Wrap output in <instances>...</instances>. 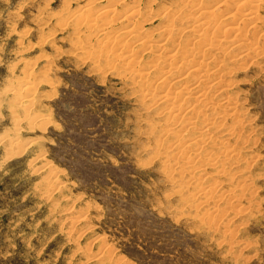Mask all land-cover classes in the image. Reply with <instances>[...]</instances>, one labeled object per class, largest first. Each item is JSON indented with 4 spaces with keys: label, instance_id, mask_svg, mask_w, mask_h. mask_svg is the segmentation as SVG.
<instances>
[{
    "label": "rangeland",
    "instance_id": "obj_1",
    "mask_svg": "<svg viewBox=\"0 0 264 264\" xmlns=\"http://www.w3.org/2000/svg\"><path fill=\"white\" fill-rule=\"evenodd\" d=\"M98 1L0 0V264H264V0L256 22H234V47L219 22L192 46L191 1ZM87 6L93 23L78 18ZM111 7L140 14L152 48L126 39L137 69L168 41L211 72L205 102L186 93L198 74L174 86L184 110L196 103L195 129L167 135L159 93L143 99L149 84L113 61L105 45L128 22L103 34Z\"/></svg>",
    "mask_w": 264,
    "mask_h": 264
},
{
    "label": "bare ground",
    "instance_id": "obj_2",
    "mask_svg": "<svg viewBox=\"0 0 264 264\" xmlns=\"http://www.w3.org/2000/svg\"><path fill=\"white\" fill-rule=\"evenodd\" d=\"M102 1V0H101ZM104 1V0H103ZM186 1V0H185ZM189 1H191V2H193L194 3V1H196V3L195 4H193V3H189ZM199 0H187L186 2H184V5H182V7H186V6H188V4H190L189 5V7L190 8H195L196 9V11L195 10H193L194 12H196L197 14H195L196 15V17L195 16H193V17H191V19H189V20H192V21H194L193 23H192V25H191V32L193 33V31H196L195 33H198V36H196V39L195 40H193V42H192V46L194 45V44H201V41H202V39H205V38H202V35H204V33H207V32H210L211 30H213V29H211V28H213V27H211V26H215L216 24H217V22H219V23H221L222 25L223 24H225L223 27L225 28L224 30L225 31H227L228 32V34L230 35L229 37H232V36H234V38L232 37V38H228L227 40V42H232V46L234 47V46H238V39H237V37L238 36H241V32H242V30H241V28H239L238 27V25L239 24H236V23H234L236 20H240V19H244V20H248V21H253L254 19H256V17L257 16H255L256 14H254V12L255 11H250L249 10V6H258V3H260V1L261 0H244V1H237V3H235L233 6H235V7H230L229 5L227 6L226 5V3H227V1L226 0H218V1H216V3L217 4H213V5H211L210 6V3H212V2H214V1H212V0H200L199 2H198ZM225 1H226V3H225ZM97 2V1H96ZM98 2H100V0L98 1ZM215 3V2H214ZM101 4V3H100ZM123 4V3H122ZM98 5V4H97ZM203 5H205V7L206 8H201L200 6H203ZM88 6H90V5H88ZM88 6L87 7H84L85 9L84 10H82L81 9V11L79 12V16H78V18H81L82 17V21H83V19H85L86 17L88 18V20H90L91 22L90 23H93V21L95 22V20L94 19H97V18H94L93 17V15H92V17L94 18H91L90 16H91V13H90V9H91V7H89L88 8ZM93 7V6H92ZM225 8V9H223V11H225V13L224 14H222V17L221 18H219L218 17V15H217V13L219 14V15H221L220 13L222 12H220L219 13V11L222 9V8ZM130 8H132V7H130ZM134 8V7H133ZM179 9V8H178ZM253 9V8H252ZM251 9V10H252ZM175 10V9H174ZM187 10V9H186ZM249 10V11H248ZM254 10H256V8L254 9ZM172 11V10H171ZM181 11V10H180ZM167 12V11H166ZM105 14H106V16L105 15H102V16H105V17H98V18H104V20H101V30L103 31V34L104 33H107L108 31H110V29H111V27H113L118 21H120L121 23H125V21H127L128 22V26H126L125 27V31L123 32V33H121L120 34V32L118 33H115L114 35H113V37H112V40L110 41V39H111V36H109L110 37V39L109 38H107L110 42L109 43H106V48L108 47V49H109V47H111V45L112 46H114L113 48L116 50H114L115 52H114V58L115 59H113V61L115 60V61H121L122 62V64L124 65V67H126L127 69H129V70H127V72L129 71V74H131L132 75V78L133 79H137L139 82H138V84H142V87L145 85L146 87H147V85L146 84H149L148 85V87H147V90H145L146 88H144V92H143V96H142V98L143 99H148V98H151V97H153L154 95H155V92L157 93H159V95H158V99L155 101L157 104L156 105H158V106H156L157 108H158V110L160 111V114H163V115H168V118L169 117H171L170 119H171V121L169 120V125L167 126V127H169V128H167V130H165V133H166V131H167V135H171V134H173V135H175V133H177V132H181V131H183L185 128H187V129H189V130H187L188 132L190 131V129L191 130H193V129H195V127H196V119H197V117H198V110L196 109L197 108V106H196V103H200V102H205V100L207 99V92H206V90H199V88H200V83H202L201 81L202 80H204L203 78L204 77H206V76H208L209 75V73H211L210 71L208 72V70H201V66H202V61L201 60H199L200 62L198 63L197 62V64H192V63H195V61H196V57L197 56H195V54L193 53L192 54V52L190 53V54H192V55H186L185 53L182 55V53H181V48H179V47H175L176 49H174V47H173V49L172 50H170V49H167V46H168V41H165V38H163V36H161L163 39H164V43H161V45H159V47H158V51H159V53H158V51L157 50H155L156 52H157V54L156 55H154L153 57H152V59L154 58V60L153 61H150V66H146L145 68L146 69H142V68H140V69H137L138 68V65H139V62H138V59L137 58H140L141 57V55L143 54H141V52H140V50H138L139 51V53H140V57H137L138 56V53H137V51L136 52H134L133 50H130V49H126V46H128L127 45V41H126V39H128V38H130V39H132V40H134L135 41V43H133V45L134 44H136L137 43V45H139V49H142L143 50V52L144 53H146V54H150V52H151V43H149V41H148V39H146V38H144V37H141V34H142V31L140 32L139 30H138V28H135L134 27V22H137V21H133V19H134V17L135 18H137L138 17V15H140L139 14V12H137V10H131L129 13H126L125 14V16L123 15V14H121L120 15V12H118L117 11V8L116 7H111V8H109L108 10H106V12H105ZM168 14H170V13H164V17H166L167 16V18L166 19H168ZM68 16H69V13L67 14ZM71 15V14H70ZM216 15H217V17H216ZM66 16V15H65ZM68 16H66L67 18L66 19H68ZM137 16V17H136ZM158 16V15H157ZM156 16V17H157ZM172 16V15H171ZM174 16V15H173ZM177 16H180V15H178L177 14ZM177 16H175L176 18H177ZM108 17V18H107ZM110 17V18H109ZM162 17V16H161ZM71 18V17H70ZM73 18V17H72ZM133 18V19H132ZM140 18V17H139ZM138 18V19H139ZM219 18V19H218ZM123 19V20H122ZM166 19H165V21H166ZM187 19V18H186ZM235 19V20H234ZM258 19V18H257ZM171 20V19H170ZM169 19H168V21H170ZM178 20V19H177ZM232 20H234V21H232ZM133 21V22H132ZM174 21V20H173ZM191 21V22H192ZM241 21V20H240ZM243 21V20H242ZM255 21V20H254ZM257 21V20H256ZM255 21V22H256ZM86 22H88L87 20H86ZM171 23H170V25H173L174 24V22H172V20L170 21ZM237 22V21H236ZM84 23V22H83ZM216 23V24H215ZM218 23V24H219ZM239 23V22H238ZM251 23H253V22H251ZM126 24V23H125ZM169 24V23H168ZM215 24V25H214ZM236 24V25H235ZM127 25V24H126ZM253 25V24H252ZM141 27L142 25L141 24H139L138 23V27ZM144 26V25H143ZM142 26V27H143ZM83 27V26H82ZM99 27V26H98ZM166 28H167V26H166ZM122 29V28H121ZM137 29V30H136ZM140 29H142V28H140ZM168 29V28H167ZM176 28L173 26V27H171L170 28V30H167V31H171V32H177V34H178V32H179V30H177V31H174ZM219 29V28H218ZM257 29V28H256ZM184 30V29H183ZM210 30V31H209ZM101 31V32H102ZM163 32V31H162ZM190 32V31H189ZM248 32V31H247ZM164 33V32H163ZM170 33V32H169ZM165 34V33H164ZM209 33H207V35H208ZM211 34V33H210ZM228 34H227V36H228ZM98 35V34H97ZM162 35V34H161ZM183 36H182V38L184 37V34H182ZM187 35V34H186ZM188 36H189V34H188ZM209 36V35H208ZM244 36V35H243ZM151 37V36H150ZM204 37H206L207 38V36L205 35ZM90 38V37H89ZM125 39V40H124ZM163 39H161V40H163ZM169 39H170V37H169ZM105 40H106V37H105ZM146 40H147V42H146ZM160 40V39H159ZM161 40H160V42H161ZM184 40V39H183ZM244 40V39H243ZM152 40L150 39V42H151ZM218 41H220V40H218ZM133 42V41H132ZM153 42H157V41H153ZM111 43V44H110ZM131 45H132V43H131ZM176 45V44H175ZM99 46V45H98ZM155 46H157V45H155ZM177 46V45H176ZM207 47L205 48V49H207V48H209L210 49V44H208V45H206ZM204 47H205V45L203 46V49H204ZM87 48V47H86ZM128 48H132L131 46L130 47H128ZM85 49V48H84ZM98 49H100V48H98ZM194 49V48H193ZM202 49V50H203ZM91 50V49H90ZM125 50V51H124ZM99 51V50H98ZM102 51V50H101ZM104 51V50H103ZM107 51H111L110 49L109 50H107ZM119 51V52H118ZM192 51V50H191ZM206 51V50H205ZM111 52H113V51H111ZM184 52V51H183ZM200 52V51H199ZM201 53H202V51H201ZM88 54V53H87ZM152 54V53H151ZM199 54V53H198ZM153 55V54H152ZM186 55V56H185ZM200 55V54H199ZM112 57L113 56H111V60H112ZM150 57V56H149ZM150 57V58H151ZM179 57V58H178ZM141 59V58H140ZM151 59V60H152ZM162 59L164 60V61H162ZM179 59V60H178ZM113 61H112V63H113ZM140 61V60H139ZM153 63V65H152V63ZM162 62H164V64L162 63ZM162 63V64H161ZM111 64V63H110ZM160 64H161V66L162 65H164L161 69H160ZM189 64H191V66L193 65V67L192 68H190L188 71H185L183 68H184V66L185 65H187V66H189ZM147 65V64H146ZM112 66V65H111ZM143 67H144V65H143ZM184 70V72L185 73H183L182 75H180L179 74V71H182V70ZM188 69V68H187ZM213 69V68H212ZM161 72H160V71ZM159 71V72H158ZM155 75L156 74V78H154V79H156L154 82L152 81L151 83L150 82H147V81H149V79L150 78H152L151 76L152 75ZM198 74V78H200L199 79V82L197 83V84H193L192 85V87H190V88H188L187 87V94H191V95H193V97H195L194 99H195V101H196V103L194 104V105H192V106H190L189 108H186L185 110L183 109V107H181L182 106V100L184 99V95L182 94V93H185V92H183L182 90L183 89H185V88H182V86L184 85H180V86H178V87H181V88H178V87H175L174 88V86H176L177 84H180L181 83V81H185V79H187V78H190V77H194L195 75H197ZM134 76V77H133ZM196 77V79H198ZM194 80H195V77L193 78ZM24 81V80H23ZM15 81H13V83H14ZM27 82V81H26ZM26 82H22V84H20V82H19V86L17 87L16 86V88H15V84H11V87H12V85H14L13 86V88H12V90L14 89H19V90H21L22 89V92L23 91H27V93L28 92H30L31 91V86L30 85H27V83ZM137 82V81H136ZM147 82V83H146ZM182 84V83H181ZM218 84V83H217ZM17 85V84H16ZM204 85V84H203ZM217 86V85H216ZM10 87V88H11ZM209 88V87H208ZM13 90V91H14ZM10 91V90H9ZM18 91V90H17ZM222 91V90H221ZM191 92V93H190ZM186 96V95H185ZM157 98V97H156ZM26 101V100H25ZM27 103L29 104V103H31V99H27ZM209 104V103H208ZM155 105V104H154ZM228 105V104H227ZM232 106V105H231ZM196 107V108H195ZM160 108V109H159ZM183 109V110H182ZM182 110V111H181ZM184 113H188V118H189V122H186L187 123V125H183L182 126V130L181 129H179V130H177L179 127H181V126H179L178 127V125L179 124H181L182 122H183V116L185 115ZM187 115V114H186ZM225 115V114H224ZM191 120V121H190ZM186 121V120H185ZM190 126H192V128H190ZM209 128H211L210 127V125H209V123H206L205 125H204V129H205V131L206 130H210ZM186 130V129H185ZM169 133V134H168ZM205 133V132H204ZM204 133H202L201 134V136L200 137H202L203 136V134ZM164 134V133H163ZM207 134V133H206ZM205 138V137H204ZM202 139V138H201ZM201 142V141H200ZM205 142V141H204ZM194 143V142H193ZM192 144V143H191ZM196 144V142L194 143V145ZM182 147V146H181ZM191 147V146H190ZM197 149H199V148H197ZM196 150V149H195ZM201 151V150H200ZM192 153V152H191ZM187 154H188V152H187ZM189 154H190V151H189ZM194 155V153L193 154H191V157ZM195 155H196V151H195ZM185 156H187V155H185ZM197 156V155H196ZM195 157V156H194ZM186 158V157H185ZM188 158H189V155H188ZM193 159V158H192ZM192 159H190V160H192ZM186 162L188 161L187 159L185 160ZM213 161V159L211 160V162ZM189 162V161H188ZM187 162V163H188ZM192 162V161H191ZM178 162H176L175 161V164H177ZM208 163V162H207ZM178 164H181V163H178ZM186 164V163H185ZM209 164V163H208ZM177 166V165H176ZM181 166V165H180ZM184 167H185V165H183ZM205 166V165H204Z\"/></svg>",
    "mask_w": 264,
    "mask_h": 264
}]
</instances>
